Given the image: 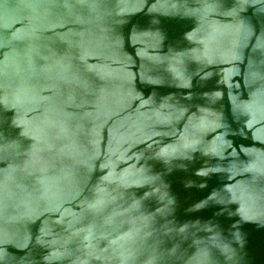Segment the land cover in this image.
<instances>
[{
	"label": "water",
	"instance_id": "obj_1",
	"mask_svg": "<svg viewBox=\"0 0 264 264\" xmlns=\"http://www.w3.org/2000/svg\"><path fill=\"white\" fill-rule=\"evenodd\" d=\"M0 264H264V0H0Z\"/></svg>",
	"mask_w": 264,
	"mask_h": 264
}]
</instances>
